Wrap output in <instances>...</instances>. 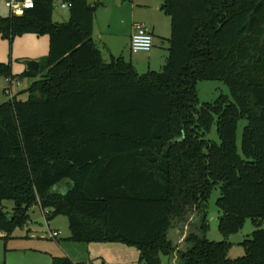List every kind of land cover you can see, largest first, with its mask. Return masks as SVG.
Here are the masks:
<instances>
[{"label":"trees","instance_id":"1","mask_svg":"<svg viewBox=\"0 0 264 264\" xmlns=\"http://www.w3.org/2000/svg\"><path fill=\"white\" fill-rule=\"evenodd\" d=\"M161 1L171 18L169 55L161 70L143 74L96 46L103 0H71L66 22L54 21L55 0L0 14L11 43L50 37L39 72L23 73L41 75L28 99L0 103V232L10 235L40 206L47 219L68 217L70 240L136 246L142 264H161V255L177 264H264V0ZM0 77L15 79L10 63L0 62ZM202 80L224 82L231 95L200 104ZM217 186L221 233L247 219L257 227L239 258L227 240L206 237ZM189 212L199 227L178 250L168 233Z\"/></svg>","mask_w":264,"mask_h":264},{"label":"rangeland","instance_id":"2","mask_svg":"<svg viewBox=\"0 0 264 264\" xmlns=\"http://www.w3.org/2000/svg\"><path fill=\"white\" fill-rule=\"evenodd\" d=\"M103 0L97 7L94 20L93 38L96 46L101 50L108 61L111 55L124 53L127 61L144 58L147 52L133 53L129 46V34L135 23L148 27H157L155 30L154 45L157 54H169V38L172 33L171 18L161 9V0ZM0 14L10 15V11L0 2ZM70 18V10L62 9L60 2H54L53 19L55 22H66ZM162 37V38H161ZM50 47L49 35L39 36L28 33L18 36L13 43L3 39L0 34V62L10 63L15 79L11 84L12 94H7L0 77V103L9 101L14 96L27 100L29 94L25 92L37 77L23 76L26 71L25 60L43 61L48 55ZM166 59V58H165ZM163 61V66L166 60ZM163 66L153 70L159 71ZM147 68L138 67L140 74L146 73ZM200 104L215 101L220 95H231L229 87L222 81L202 80L197 83ZM247 121L242 119L239 123L237 139L240 148L243 128ZM211 138L217 139L216 126H213ZM221 196L219 186L211 193L207 206V219L209 227L206 237L210 241L227 240L231 243L229 255L231 258L244 256L245 249L242 242L249 238L257 229L251 219H247L238 232L225 237L219 229V208L217 200ZM5 210L13 212V201H5ZM46 212L40 206L30 210V220L24 225L15 227L12 232H0V264H52L54 257H67L76 264H142L140 251L136 246L124 243L111 242H75L69 239L71 231L69 220L65 215H58L47 219ZM199 227V215L189 212L186 219L174 220L169 230V238L178 250H185L188 246V235ZM261 228L264 229V223ZM58 231L57 237H51V232ZM177 264L171 256L161 255V264Z\"/></svg>","mask_w":264,"mask_h":264},{"label":"built area","instance_id":"3","mask_svg":"<svg viewBox=\"0 0 264 264\" xmlns=\"http://www.w3.org/2000/svg\"><path fill=\"white\" fill-rule=\"evenodd\" d=\"M57 1V0H55ZM62 9H70L72 7L71 0H58ZM10 11L11 15H23L27 10L34 8L35 0H0ZM154 47V37L151 31L144 24H136L135 32L131 38V50L133 53L150 52ZM9 85L5 87L7 94H12L11 84L14 79H7ZM58 231L51 232V237H57Z\"/></svg>","mask_w":264,"mask_h":264},{"label":"crops","instance_id":"4","mask_svg":"<svg viewBox=\"0 0 264 264\" xmlns=\"http://www.w3.org/2000/svg\"><path fill=\"white\" fill-rule=\"evenodd\" d=\"M137 23L134 24V26H132L131 30H130V34H129V46L131 44V38H132V35L133 33L135 32V25ZM147 26V25H146ZM148 27V26H147ZM156 26L153 24V27H148V29L151 31L153 37L155 38L157 35H155V30H156ZM162 38V37H161ZM156 45H154L155 47ZM157 50L155 48H153L150 52H147V56L144 58H136V59H131L133 65L136 67L137 71H138V67H142V68H147V71H150V70H153L154 68H158V66H163V61L162 60H166L167 61V58H168V55L166 53V49H165V53L163 54H157L156 52ZM119 55H114L112 54L111 56H123L124 57V53H118ZM166 58V59H165ZM4 79L2 80L4 83L7 81V78H4V77H1V79ZM3 88L5 89L6 85H2ZM7 102V101H5ZM4 103V102H3ZM174 261L176 259V256H174L172 258ZM72 262H74L73 260H71ZM75 263V262H74ZM76 264V263H75Z\"/></svg>","mask_w":264,"mask_h":264},{"label":"water","instance_id":"5","mask_svg":"<svg viewBox=\"0 0 264 264\" xmlns=\"http://www.w3.org/2000/svg\"><path fill=\"white\" fill-rule=\"evenodd\" d=\"M118 2L121 3L122 1L118 0ZM24 63L26 65V70L28 72H34V73L39 72L40 64L38 60L28 59V60H25Z\"/></svg>","mask_w":264,"mask_h":264}]
</instances>
